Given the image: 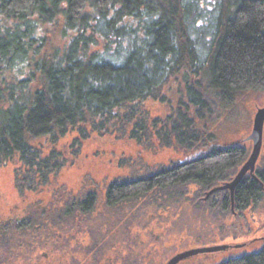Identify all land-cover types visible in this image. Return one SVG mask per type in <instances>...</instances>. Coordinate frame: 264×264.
Here are the masks:
<instances>
[{
    "label": "trees",
    "instance_id": "obj_1",
    "mask_svg": "<svg viewBox=\"0 0 264 264\" xmlns=\"http://www.w3.org/2000/svg\"><path fill=\"white\" fill-rule=\"evenodd\" d=\"M217 4L201 49L189 0H0V166L19 163L20 193L23 182L32 192L50 185L66 161L55 146L76 133V154L90 131L187 155L111 181L107 205L145 195L159 205L184 200L211 213L232 212L228 189L205 196L233 177L249 148L218 140L213 120L227 116L245 92L264 91V0ZM148 101L166 103L168 111L151 117ZM199 146L207 148L197 152ZM54 193L56 203H32L24 215L0 222V264H42L37 247L55 231L66 236L98 200L95 191ZM263 194L264 162L237 185L234 205L245 209ZM217 264H264V246Z\"/></svg>",
    "mask_w": 264,
    "mask_h": 264
},
{
    "label": "rangeland",
    "instance_id": "obj_2",
    "mask_svg": "<svg viewBox=\"0 0 264 264\" xmlns=\"http://www.w3.org/2000/svg\"><path fill=\"white\" fill-rule=\"evenodd\" d=\"M189 2L196 11L192 34L203 49L207 42L205 39L214 30L219 11L218 0ZM261 106H264V91L245 92L229 109L227 116L213 120L218 140L238 141L245 144L250 152L252 142L246 138L252 130L254 113ZM146 107L151 117L164 115L168 111L167 104L161 102L148 101ZM76 135L70 134L55 146L57 151L64 153L66 161L61 170L51 176L50 185L43 186L44 190L40 187L35 192L26 191V183L23 182L25 191L21 194L15 180L19 163L9 160L0 166L2 223L24 215L20 211L33 206L32 203L41 201L42 206L56 203L59 197L55 191H67L73 195L95 191L98 194L93 209L88 210L82 218H76L66 236L55 231L48 243L37 247V254L45 259L42 264H88L87 257H94L95 261L100 257L96 261L99 264H164L175 253L189 248L229 244L228 249L198 254L184 260L191 264H217L228 256L255 251L264 246V194L257 202H251L249 207L227 215L196 208L184 200L159 205L160 200L149 199L145 195L137 201L127 198L109 206L105 192L111 181L146 174L159 165L182 161L187 155L178 147L153 145L146 148L133 141L90 131L89 137L79 139L82 145L75 148L78 153L72 154L70 143ZM205 148L199 146L197 152ZM45 151L48 153L49 150ZM263 162L264 130L256 165ZM25 236L23 232V241ZM94 243L97 244L95 251L99 253L88 251V247ZM21 254L23 258L24 253Z\"/></svg>",
    "mask_w": 264,
    "mask_h": 264
},
{
    "label": "water",
    "instance_id": "obj_3",
    "mask_svg": "<svg viewBox=\"0 0 264 264\" xmlns=\"http://www.w3.org/2000/svg\"><path fill=\"white\" fill-rule=\"evenodd\" d=\"M263 130H264V106L258 107L254 113L252 130L246 139L251 140L252 147L246 158L241 164L235 175L221 184L212 187L206 193V198L215 191L228 189L233 199V194L237 185L242 181L246 174L254 176L256 164L261 153L263 145ZM230 247L229 244H216L210 246L193 247L172 255L164 264H179L180 262L192 258L198 254L209 253L219 250H225Z\"/></svg>",
    "mask_w": 264,
    "mask_h": 264
},
{
    "label": "flooded vegetation",
    "instance_id": "obj_4",
    "mask_svg": "<svg viewBox=\"0 0 264 264\" xmlns=\"http://www.w3.org/2000/svg\"><path fill=\"white\" fill-rule=\"evenodd\" d=\"M234 192H235V191H234ZM229 194H230V192H229ZM230 198H231V194H230ZM231 201H232V204H231V211H232V212H238V210H239V209H238L239 205H236V206L234 205V194H233V199H231ZM20 212H23V213H24V212H25V209L23 208L22 211H20ZM78 214H81V213L78 212Z\"/></svg>",
    "mask_w": 264,
    "mask_h": 264
}]
</instances>
